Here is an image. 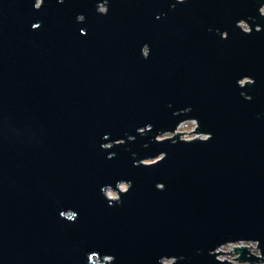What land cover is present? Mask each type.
<instances>
[{
    "label": "water",
    "instance_id": "obj_1",
    "mask_svg": "<svg viewBox=\"0 0 264 264\" xmlns=\"http://www.w3.org/2000/svg\"><path fill=\"white\" fill-rule=\"evenodd\" d=\"M263 6L0 0V264L264 261Z\"/></svg>",
    "mask_w": 264,
    "mask_h": 264
},
{
    "label": "built area",
    "instance_id": "obj_2",
    "mask_svg": "<svg viewBox=\"0 0 264 264\" xmlns=\"http://www.w3.org/2000/svg\"><path fill=\"white\" fill-rule=\"evenodd\" d=\"M263 8H264V6L261 8V11L263 10ZM262 13H263V11H262ZM241 25H242V23H241ZM246 81H247V79L241 81V84L244 85L246 83ZM186 122H192L193 131H195L196 128L198 127V121L196 119H191V120H187V121L181 123L178 126V128H180ZM177 132L178 131H176V133ZM193 134L198 135V136H203V138H205V139L209 137V135L205 134V133H194L193 132ZM121 185H120V188H121ZM243 247H250L248 249L252 254H254L258 257H262V253L260 251V248L258 247V242H256V241H239V242L228 243V244H225V245L218 247L216 249V253H219V252H224V253L218 254L217 258L221 261L228 260L229 262H231L228 264H264V261H260L258 263H251L250 261H244L243 262V261H240V259H237L240 256V254L238 252H236V250L238 248H243ZM228 252H230V253H228ZM231 253H233V254H231ZM247 256H250V254H247Z\"/></svg>",
    "mask_w": 264,
    "mask_h": 264
},
{
    "label": "rangeland",
    "instance_id": "obj_3",
    "mask_svg": "<svg viewBox=\"0 0 264 264\" xmlns=\"http://www.w3.org/2000/svg\"><path fill=\"white\" fill-rule=\"evenodd\" d=\"M101 10H106V7L102 6ZM262 11L264 13V8H263ZM241 26L244 29L249 30V27H248V25L246 23H242ZM177 131H178L177 133H186V134L180 135V138L184 139V140H194V139H197V138L205 139V138H203V136H198V135L193 134V132H192L193 131L192 122L184 123L180 128L177 129ZM174 135H175L174 133H166V134H162V135L158 136L157 139L164 140V139H167V138H172V137H174ZM149 161H151V160H148L146 162H149ZM121 188L123 190H126L127 189L126 184H122ZM106 193L111 198H118V194L115 191L113 192L112 190H107ZM166 262H171V260H168Z\"/></svg>",
    "mask_w": 264,
    "mask_h": 264
}]
</instances>
